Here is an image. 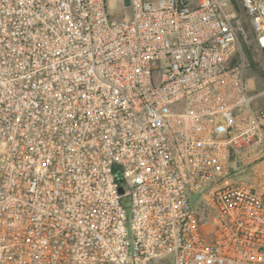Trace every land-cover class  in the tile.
<instances>
[{
  "label": "built area",
  "instance_id": "obj_1",
  "mask_svg": "<svg viewBox=\"0 0 264 264\" xmlns=\"http://www.w3.org/2000/svg\"><path fill=\"white\" fill-rule=\"evenodd\" d=\"M120 1L0 0V264H264V0Z\"/></svg>",
  "mask_w": 264,
  "mask_h": 264
},
{
  "label": "rangeland",
  "instance_id": "obj_2",
  "mask_svg": "<svg viewBox=\"0 0 264 264\" xmlns=\"http://www.w3.org/2000/svg\"><path fill=\"white\" fill-rule=\"evenodd\" d=\"M121 7L120 0H110V8L113 13L119 12ZM235 10L238 15V27H239V43L238 46L241 47L246 53L247 59L249 61V56L247 50L251 51L253 61L257 63V67H249L247 71V77L249 79V85L251 93L254 95L256 93L264 92V56L254 50L253 42V32L250 25V20L245 11L236 6ZM231 11V10H230ZM257 105L264 107V95L258 97L255 101ZM209 228L208 231H211Z\"/></svg>",
  "mask_w": 264,
  "mask_h": 264
},
{
  "label": "trees",
  "instance_id": "obj_3",
  "mask_svg": "<svg viewBox=\"0 0 264 264\" xmlns=\"http://www.w3.org/2000/svg\"><path fill=\"white\" fill-rule=\"evenodd\" d=\"M248 56H249V62H250V67H257V63L255 61H253V57L251 54L250 50H247Z\"/></svg>",
  "mask_w": 264,
  "mask_h": 264
}]
</instances>
